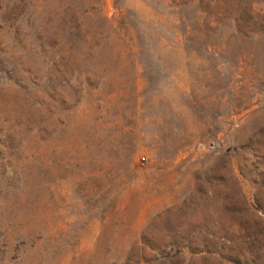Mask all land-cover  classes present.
I'll return each mask as SVG.
<instances>
[{
	"label": "rangeland",
	"instance_id": "rangeland-1",
	"mask_svg": "<svg viewBox=\"0 0 264 264\" xmlns=\"http://www.w3.org/2000/svg\"><path fill=\"white\" fill-rule=\"evenodd\" d=\"M171 5L0 0V264H264V0Z\"/></svg>",
	"mask_w": 264,
	"mask_h": 264
},
{
	"label": "trees",
	"instance_id": "trees-1",
	"mask_svg": "<svg viewBox=\"0 0 264 264\" xmlns=\"http://www.w3.org/2000/svg\"><path fill=\"white\" fill-rule=\"evenodd\" d=\"M197 0H188L184 1L183 0H172V8L178 13H175L177 18H179L183 24H188V27H192V25L195 23L197 24H204V25H214L215 26V31L218 32L220 29L223 31L222 26L225 28L228 27V29H232V31L236 34L237 37H244V38H251V35L253 34L251 27L249 26L250 23H252V19H248L247 21L244 19L242 16L243 14L251 17L250 14L253 13L251 7H248V9H242L240 6L237 5L238 0H210L208 3H205L204 0H199L200 3L206 4V5H212L216 4V7L220 10L221 15H216L215 17H211L209 14L206 17H201L197 16L199 13H195L194 15L187 14V8L189 7V4L195 3ZM216 2V3H215ZM220 5H224V7H221ZM250 13V14H249ZM201 14H203V11H201ZM225 14V17H221ZM253 17V16H252ZM66 21V27L62 28H54L51 27L49 19H44L41 23V25L38 27L36 30L37 33L43 34L44 33H50L51 38H54L57 43H55L52 47L51 50L53 52L58 53V54H66V52L73 53L74 50L72 48H69L70 45H73V43H83L86 44L89 47L90 52H93L94 54H97L103 44L104 37L103 33L100 29H82V27L75 28L71 25H68L70 21L67 19H64ZM210 22H206L209 21ZM77 33L75 34V32ZM69 35L70 37L66 38V44L64 45V36L66 37ZM77 37V40H72V37ZM253 36V35H252ZM44 47V44L42 45ZM4 70H8L9 68L3 67ZM11 78L16 77L17 71H11L10 72ZM15 112V111H14ZM8 119H4V123H8ZM5 125V124H4ZM11 128H14V124H9ZM4 128V127H3Z\"/></svg>",
	"mask_w": 264,
	"mask_h": 264
}]
</instances>
